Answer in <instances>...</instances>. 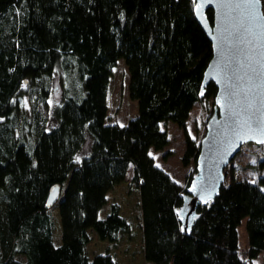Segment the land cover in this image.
I'll list each match as a JSON object with an SVG mask.
<instances>
[{
    "label": "trees",
    "instance_id": "obj_1",
    "mask_svg": "<svg viewBox=\"0 0 264 264\" xmlns=\"http://www.w3.org/2000/svg\"><path fill=\"white\" fill-rule=\"evenodd\" d=\"M194 7L193 0H0V264H114L107 254L90 261L86 246L90 232L108 243L130 234L118 205L100 217L129 169L147 263L255 264L261 255L264 264V173L250 181L225 168L218 196L182 231L179 212L200 150L186 121L216 91L212 83L201 90L212 45ZM206 17L212 24L211 10ZM120 60L137 104L125 126L106 124ZM168 122L183 134L181 164L195 166L185 187L150 156L169 145L160 128ZM251 144L262 147L255 166L264 170V144ZM55 186L59 245L46 207ZM243 220L248 244L240 254Z\"/></svg>",
    "mask_w": 264,
    "mask_h": 264
},
{
    "label": "water",
    "instance_id": "obj_2",
    "mask_svg": "<svg viewBox=\"0 0 264 264\" xmlns=\"http://www.w3.org/2000/svg\"><path fill=\"white\" fill-rule=\"evenodd\" d=\"M196 21L212 45L201 90L216 87L217 111L207 123L192 181L179 218L189 233L198 206L214 200L224 182V169L246 143L264 144V14L260 0H193ZM213 12L209 23L206 12ZM53 187L46 207L56 204Z\"/></svg>",
    "mask_w": 264,
    "mask_h": 264
},
{
    "label": "rangeland",
    "instance_id": "obj_3",
    "mask_svg": "<svg viewBox=\"0 0 264 264\" xmlns=\"http://www.w3.org/2000/svg\"><path fill=\"white\" fill-rule=\"evenodd\" d=\"M262 12L264 14V0H260ZM129 73L123 60H120L114 69L113 76L110 79L107 91V120L106 124H118L125 126L129 120L137 115V104L129 97L128 92ZM216 91L213 96L208 97L202 103L194 105L188 114L186 121L187 131L190 137L200 145L207 132V123L217 111L215 101ZM57 98H54V101ZM53 102V101H52ZM161 130L168 134L169 145L163 152L150 151V156L154 164L166 172L176 183L185 187L188 177L194 172L195 166L191 164L185 168L181 164V157L184 153L185 145L181 130L173 123H162ZM243 149L235 156L232 162L226 167L235 166L234 174L238 179H247L253 181L259 175H263L264 170L256 168L258 158L263 155L262 147H256L251 143H246ZM169 152L168 156L165 155ZM198 172V170H197ZM198 175V173H197ZM195 175L194 179L197 177ZM132 171L128 170L125 182L116 186L107 196V204L100 212L103 218L109 211L112 204H116L120 210V216L123 217L131 227L129 235L121 237L116 243L100 241L95 233L90 232V242L86 246V253L90 261L97 255L107 254L111 257L114 264H149L144 259L143 242L141 237V211L139 205V194L134 186L130 184ZM193 179V180H194ZM191 186V185H190ZM190 188V187H189ZM60 190V198L62 196ZM58 203L49 208V212L54 222L53 243H61V227L57 212ZM246 220H243L237 228L238 232V252L242 254L248 244L247 233L245 229ZM260 255L255 264H261Z\"/></svg>",
    "mask_w": 264,
    "mask_h": 264
},
{
    "label": "snow or ice",
    "instance_id": "obj_4",
    "mask_svg": "<svg viewBox=\"0 0 264 264\" xmlns=\"http://www.w3.org/2000/svg\"><path fill=\"white\" fill-rule=\"evenodd\" d=\"M256 2H258V0H253V3L255 4ZM183 230V229H182Z\"/></svg>",
    "mask_w": 264,
    "mask_h": 264
}]
</instances>
